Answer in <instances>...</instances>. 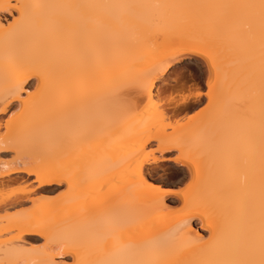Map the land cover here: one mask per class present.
Returning a JSON list of instances; mask_svg holds the SVG:
<instances>
[{"label":"snow or ice","instance_id":"1","mask_svg":"<svg viewBox=\"0 0 264 264\" xmlns=\"http://www.w3.org/2000/svg\"><path fill=\"white\" fill-rule=\"evenodd\" d=\"M12 9L0 28V264H264V0L0 4ZM21 135L51 150L21 149ZM180 168L191 176L173 188ZM82 171L108 195L78 192ZM45 182L65 187L60 236L37 230ZM167 215L183 218L155 232ZM193 215L207 238L186 234ZM28 230L45 242L24 247Z\"/></svg>","mask_w":264,"mask_h":264},{"label":"bare ground","instance_id":"2","mask_svg":"<svg viewBox=\"0 0 264 264\" xmlns=\"http://www.w3.org/2000/svg\"><path fill=\"white\" fill-rule=\"evenodd\" d=\"M23 2H25V0H0V4H5V5L9 3L16 4V3H23ZM13 11L15 10L14 9L9 10V11L0 10V28H6L9 24H11L16 19V17L13 15ZM5 15H9L13 19H11L10 21L9 19L5 17ZM9 59H10V62H15L16 57L15 55H13ZM189 59H191V57H189ZM3 61H4V37L2 34H0V64H2ZM32 79H34L35 81L32 84H29V82ZM3 80H4L3 73L0 72V86H3ZM38 83L39 81L35 77H32L31 79H29L24 86L25 92L23 94L27 96L28 91L35 92L36 86ZM28 84L31 86L29 87ZM18 140H19L21 149H24L26 147H31L34 150V152L38 154H43L51 150L50 145L41 143L39 141L33 142L32 138L28 135H21L18 137ZM45 162L51 164L52 167L54 168L52 175L47 177V179L51 181H58L61 178V175L59 174L58 170H55L56 161L46 160ZM3 163L4 162L0 160V187L3 186L2 182L4 180ZM179 172L181 175V179L175 183L176 185L178 183L182 184L186 182V180L191 176V173L188 172L187 168L179 169ZM10 175L15 178L12 181V183H15L16 180H20V179H25V180L30 179L24 173H10ZM104 179L105 178H98L93 173L82 171L76 176L74 183L77 186L78 192L91 190L92 192H94L96 196L103 198L108 195L107 190L104 193L100 192V186L102 183H104ZM146 179H148L149 182L153 181V177L150 171L147 172ZM59 184L60 183L58 182H45L42 186L38 187L35 190L36 193H38L39 197L44 198V201H45L44 203L40 204V206L36 209L35 215L38 219V224H39V227L37 230L44 231L49 236H60L63 233L62 229L68 227L67 225H64L62 223L61 209L63 208V200L62 199L54 200L51 198L52 201L50 199V201L48 202L47 198L45 197L46 194L49 195V194L55 193L57 191L56 185H59ZM64 190L65 189H63V191ZM168 197H173V201L168 203V199H169ZM20 203L22 204V206H31L29 201H21ZM165 207L173 211L176 209H180L183 207V198L176 197V196H167L165 198ZM182 218L183 217L178 216V215H167V216L156 217L153 221L154 226H155V232L157 233L166 232L168 229L172 228ZM193 220L199 221L201 225V229L207 232L206 235H202L197 230L196 224L194 223ZM208 223L209 221L206 217L201 216V215H193L191 219L189 220V227L185 230V232L187 235L191 236L192 238H197V237L207 238V236L210 234L208 232ZM5 224H6L5 221L0 220V231L4 230ZM25 227L30 228L31 227L30 223L25 222ZM22 240H23V246L28 249H31V248H34L40 245L38 244L40 240H43L42 241L43 243L45 242L43 236L36 235L34 231H31V230L24 232L22 236ZM3 255H4L3 250L0 249V258H3ZM32 258H36V257H32Z\"/></svg>","mask_w":264,"mask_h":264},{"label":"rangeland","instance_id":"3","mask_svg":"<svg viewBox=\"0 0 264 264\" xmlns=\"http://www.w3.org/2000/svg\"><path fill=\"white\" fill-rule=\"evenodd\" d=\"M5 17L7 18V19H9L10 21H11V19H13V18H11L9 15H5ZM9 17V18H8ZM9 21V22H10ZM35 80L34 79H32L30 82H29V84H32L33 82H34ZM28 84V85H29ZM31 85H29V87H30ZM28 87V86H27ZM28 87V88H29ZM27 88V89H28ZM29 90V89H28ZM2 162H4L3 160H1ZM180 169H182V168H180ZM180 183H178L177 185L176 184H174L173 185V188H176V187H179V186H182V184H180ZM57 187V191L55 192V193H52V194H46L45 195V197L47 198V200H48V202L50 201V199L52 198V199H54L55 198V196L57 197V196H59V194H60V192H62L63 191V189H65V187L64 186H62L61 184H59V185H56ZM60 191V192H59ZM53 195V196H52ZM49 197V199H48V197ZM51 196V197H50ZM169 199H168V203L169 202H172L173 201V197H168ZM52 199H51V201H52ZM46 200V201H47ZM55 200V199H54ZM170 200V201H169ZM194 221V223L196 224V228H197V230L202 234V235H206L207 234V232L206 231H203L202 229H201V225H200V223H199V221H197V220H193ZM62 231H63V229H62ZM60 233V232H59ZM62 233V232H61ZM63 234V233H62ZM41 241V242H40ZM39 241V243L38 244H40V245H42L43 244V240H40ZM66 259H68V260H70L71 259V257H66Z\"/></svg>","mask_w":264,"mask_h":264}]
</instances>
